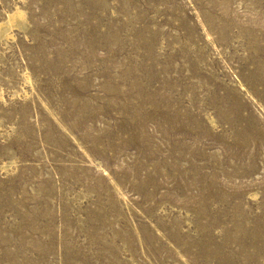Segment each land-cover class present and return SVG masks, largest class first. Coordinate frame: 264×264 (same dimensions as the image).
Listing matches in <instances>:
<instances>
[{
	"label": "rangeland",
	"instance_id": "374dc122",
	"mask_svg": "<svg viewBox=\"0 0 264 264\" xmlns=\"http://www.w3.org/2000/svg\"><path fill=\"white\" fill-rule=\"evenodd\" d=\"M0 264H264V0H0Z\"/></svg>",
	"mask_w": 264,
	"mask_h": 264
},
{
	"label": "bare ground",
	"instance_id": "6f19581e",
	"mask_svg": "<svg viewBox=\"0 0 264 264\" xmlns=\"http://www.w3.org/2000/svg\"><path fill=\"white\" fill-rule=\"evenodd\" d=\"M18 13H20V12H18ZM13 16V15H12ZM29 78V77H28Z\"/></svg>",
	"mask_w": 264,
	"mask_h": 264
}]
</instances>
